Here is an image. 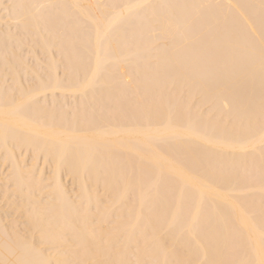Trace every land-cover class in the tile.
Masks as SVG:
<instances>
[{"label": "bare ground", "instance_id": "6f19581e", "mask_svg": "<svg viewBox=\"0 0 264 264\" xmlns=\"http://www.w3.org/2000/svg\"><path fill=\"white\" fill-rule=\"evenodd\" d=\"M0 264H264V0H0Z\"/></svg>", "mask_w": 264, "mask_h": 264}]
</instances>
